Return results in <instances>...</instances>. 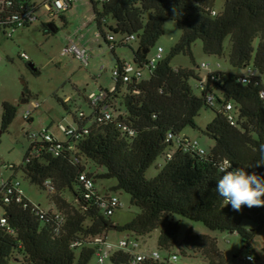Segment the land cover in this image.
<instances>
[{"label": "trees", "instance_id": "trees-1", "mask_svg": "<svg viewBox=\"0 0 264 264\" xmlns=\"http://www.w3.org/2000/svg\"><path fill=\"white\" fill-rule=\"evenodd\" d=\"M7 1L11 6L0 13V35L7 39L12 38L11 21L21 8H34L40 13L46 4L54 2ZM216 1L91 0L98 37L102 36L114 53L119 47L131 48L132 64L142 76L133 75L127 82L113 79L110 88L91 92L103 94L97 101L84 92L78 100L58 98L72 117L74 133L65 134L66 141L30 137L32 144L21 167L8 168L14 174L7 180V187L0 190L1 217L6 220L5 225L0 224V264H90L97 250L96 238H108L116 232L125 234L122 238L139 241V237L156 230H160V250L170 254L161 261L137 264H173L169 257L176 255L171 250L179 243L180 231L176 216L201 223L211 231L236 233L246 245L251 244L256 232L246 229L244 222L262 226L264 207H243L236 212L230 204L224 205L215 189L225 161L233 168H245L249 174L255 171L264 175V166L253 168L264 145V0H226L220 12L215 10ZM71 9L72 5L55 17L48 13L45 18L51 21L49 24L42 23L40 17L21 30L41 23L46 35L55 34L58 28L54 18L65 19ZM169 20L182 30L181 39L150 71L149 54L164 35ZM111 36L114 40L109 39ZM198 41L203 43L206 55L227 58L243 73L221 68L203 82L193 69L174 68L173 59L179 55L192 57V47ZM134 42L139 44L137 49L132 47ZM126 62L118 58L115 69L122 70ZM29 69L39 75L33 64ZM248 69L254 74L243 82ZM192 80H197L194 87ZM23 99H28L27 93ZM80 100L88 104L89 111ZM228 105L232 111L227 110ZM204 109L213 110L215 117L203 130L197 118ZM17 113L15 104L3 103L2 133L8 131ZM106 113L111 116L109 120ZM230 114L234 124L228 119ZM31 115L25 120H32ZM187 128L211 138L215 144L210 151L201 146L205 151L201 154L191 148L193 139L182 135ZM160 157H164L165 165L155 178L147 179L148 170ZM18 170L31 184L51 195L56 210L37 207L26 197L17 202L8 195L9 187L19 182ZM82 175L93 180L92 193L86 190ZM99 180L115 184L100 192ZM47 182H51L54 193L47 190ZM67 193L72 201L66 198ZM120 193L129 195L131 205L141 210L125 224L111 219L122 205L113 215L102 207L103 201L112 198L121 202ZM182 245L187 250H181L184 256L190 251L191 257L208 264H227L217 240L209 236H196L190 231ZM108 260L134 264V256L126 251L115 252Z\"/></svg>", "mask_w": 264, "mask_h": 264}, {"label": "rangeland", "instance_id": "rangeland-1", "mask_svg": "<svg viewBox=\"0 0 264 264\" xmlns=\"http://www.w3.org/2000/svg\"><path fill=\"white\" fill-rule=\"evenodd\" d=\"M98 2L99 0H94ZM226 0H217L215 10L220 12ZM93 16L91 0H75L73 8L65 15V19L56 17L53 23L58 28V32L46 35L41 23L13 32V37L7 39L0 35V176L10 179L14 171L8 168L16 166L18 169L24 162L25 156L31 146L30 137L39 135L42 131L48 130L50 134L59 141H66L65 133L61 131V126H70L72 117L58 98L65 99L72 97L78 100L80 92L87 95L91 92H98L101 87L110 88L114 85L113 70L118 64V58L122 61L133 62V52L129 47H119L114 53L104 38H99L96 43L98 30L95 23L91 22L89 27H84L90 22ZM42 23L49 24L48 18H42ZM84 28L81 34L86 35L83 46L91 51V58L88 65H83L74 56H62V51L68 43V37L77 36L78 29ZM164 35L159 39L157 46L150 52L152 58L158 47L164 49L163 56L170 53L181 39L182 30L175 21L169 20L164 27ZM77 38V37H76ZM77 42V41H76ZM229 41L226 42L228 46ZM138 42L132 43L134 49L138 48ZM26 53L30 60H23L21 54ZM192 57L179 55L172 61L174 68L184 67L196 71L205 78L215 70V63L219 62L222 69L227 72L242 74L243 71L233 68L229 60L218 59L208 56L203 51V43L196 42L192 47ZM210 63V68H202V64ZM33 64L39 71V75H34L29 65ZM197 80H192L194 87ZM28 94V99H23V94ZM15 104L18 113L15 121L8 131L2 133L1 118L3 113V103ZM33 103H38L39 108L35 109ZM84 110L89 111L88 104L84 100L79 101ZM74 110V109H73ZM31 112L32 120L24 119V114ZM215 113L211 109H204L197 118V125L200 129L214 120ZM193 140H198L200 145L208 152L214 146V141L205 136L199 130L187 128L182 133ZM165 165L164 157H160L157 162L148 170L147 179H153L161 168ZM16 180L21 183V188L25 197L35 206L44 210H56L51 195L40 187L31 184L25 179L21 170L16 174ZM115 181L99 180L98 190L104 192L110 184ZM122 202V209L117 211L111 218L119 224H125L140 214L141 210L133 207L130 203V196L125 193L118 194ZM66 198L72 201L73 197L69 193ZM3 210L0 208V217ZM180 223L178 234V244L171 250L172 254L178 256L175 264H191L192 262L205 263L202 258L191 257L192 253L184 256L181 250H186L182 245L187 233L192 231L196 236H205L217 240L219 250L225 257L227 264H264V224L259 226L255 222L245 221L244 227L248 230H255V236L250 245H246L243 239L236 233L211 231L203 224L193 222L186 218L176 216ZM160 230H156L149 235L139 237L143 252L150 253L158 251L162 257H166L170 252L160 250L158 240ZM125 237V234L112 232L109 235L110 241ZM187 251V250H186ZM247 256L256 259V263H249L245 260ZM90 264H99L96 256ZM104 264H114L107 260Z\"/></svg>", "mask_w": 264, "mask_h": 264}, {"label": "built area", "instance_id": "built-area-1", "mask_svg": "<svg viewBox=\"0 0 264 264\" xmlns=\"http://www.w3.org/2000/svg\"><path fill=\"white\" fill-rule=\"evenodd\" d=\"M75 0H54L52 5L46 4L45 5V10L41 11L40 13H35L34 8H21V13L13 17L12 19V28L9 31V37H13V32L17 30H21L24 28V26L27 25H33L34 23L37 22V20L41 18H45L48 13H50L51 16H54L62 11H66L70 5H72L73 8V3ZM100 1H105V0H100ZM11 3L7 0H0V13L3 11L4 8L10 7ZM214 15L216 14L215 12L213 13ZM98 36V35H97ZM99 38V37H98ZM110 40H114V38L111 36L109 37ZM164 54V49L162 47H159L157 49L156 54L152 57L149 69L150 71L155 68V65L158 60L162 59ZM62 56H74L77 60H79L83 65H88L90 58H91V51L89 48L82 46L78 44L74 39H69L66 47L62 51ZM21 58L24 60H30L29 56L26 53L21 54ZM212 65L210 63L208 64H202V68H210ZM222 68L220 63H215V70H220ZM213 71V72H214ZM211 72V73H213ZM253 71L248 69L246 76L242 79L243 82L246 81V79L250 76L253 75ZM133 75L136 76H142V74L137 71L134 68V65L130 62H126L123 65V69H114L113 70V79L118 80L121 79L124 82L129 81V78ZM203 82L206 80L205 78H201ZM103 96L102 93H91L90 98L93 99L94 101H97L100 96ZM209 101H213L212 98L210 97ZM33 106L35 109L39 108L38 103H33ZM228 111H232V106L228 105L227 106ZM30 116V112H27L24 114V119H27ZM111 118L110 114L106 113V119L109 120ZM228 119L231 121L232 124H234V117L233 115H229ZM61 131L64 132L65 134L71 136L74 133V128L71 126H61ZM42 138H44L46 141H52L54 137L50 134L48 130L42 131L39 134ZM38 135H34L31 138H35ZM190 147L199 150L201 154H204V149L201 147L199 142L197 140H192L190 141ZM186 150V149H185ZM225 163V162H224ZM223 163V165H224ZM228 164H230L228 162ZM222 165V166H223ZM221 166V167H222ZM81 181L84 183L86 190L89 193H92L94 190V182L91 179H88L85 175L81 176ZM47 190L50 193H54V187L52 186L51 182H47L45 184ZM4 187H7V180L4 179L2 176H0V190ZM8 195L15 197L17 202H22L23 198L25 197L24 192L21 188V183L20 182H15L13 185H11L8 189ZM88 198H90V195H87ZM5 201L8 202L9 198L7 195H5ZM122 204L118 198H112L111 200H105L102 203V207L108 215H113L114 211L116 208L120 207ZM0 224L5 225L6 220L2 217H0ZM97 244V250L95 253V256L98 260L99 264H104L115 252L118 251H126L131 253L134 256L133 263H144L146 261H161L163 260V257L160 255L159 252H151V253H144L141 250V244L138 240L136 239H127V238H120L116 242L109 241L108 238L105 237H98L95 240ZM249 256L245 258V260L249 263H256V259L253 257V259H248ZM252 257V256H251ZM178 260V256L173 255L169 257V261L173 264H175Z\"/></svg>", "mask_w": 264, "mask_h": 264}, {"label": "clouds", "instance_id": "clouds-1", "mask_svg": "<svg viewBox=\"0 0 264 264\" xmlns=\"http://www.w3.org/2000/svg\"><path fill=\"white\" fill-rule=\"evenodd\" d=\"M260 152V159L253 168L264 166V145H261ZM220 171L223 175L215 190L223 198L225 206L230 204L236 212H240L243 207H264V175L255 171L249 174L243 167L233 168L227 161ZM248 259L253 257L249 256Z\"/></svg>", "mask_w": 264, "mask_h": 264}, {"label": "crops", "instance_id": "crops-1", "mask_svg": "<svg viewBox=\"0 0 264 264\" xmlns=\"http://www.w3.org/2000/svg\"><path fill=\"white\" fill-rule=\"evenodd\" d=\"M92 22V18L90 19V22L88 23V24H85L84 25V27H89L90 26V23ZM84 28L82 27V28H80V29H78V34H77V36H71V35H69V37H68V40L71 38V39H74L75 41H77V43L78 44H80V45H82L83 46V44H82V42H83V40L86 38V35H84V34H81L80 35V33H81V31L83 30ZM77 37V38H76ZM96 43H99V38H98V36L96 35V41H95ZM86 47V46H85ZM101 89V88H100ZM99 89V90H100ZM205 236H208V235H205ZM108 238H109V236H108ZM118 239H120V238H117L115 241H117ZM142 250V249H141ZM156 251V250H155ZM203 262H205V263H198V262H192L191 264H208L207 263V261L206 260H204ZM189 264V263H188Z\"/></svg>", "mask_w": 264, "mask_h": 264}, {"label": "water", "instance_id": "water-1", "mask_svg": "<svg viewBox=\"0 0 264 264\" xmlns=\"http://www.w3.org/2000/svg\"><path fill=\"white\" fill-rule=\"evenodd\" d=\"M52 31H53V32H56V30H54V29H52ZM34 70H36V69H34Z\"/></svg>", "mask_w": 264, "mask_h": 264}, {"label": "flooded vegetation", "instance_id": "flooded-vegetation-1", "mask_svg": "<svg viewBox=\"0 0 264 264\" xmlns=\"http://www.w3.org/2000/svg\"><path fill=\"white\" fill-rule=\"evenodd\" d=\"M33 74H36V72H34V71H31Z\"/></svg>", "mask_w": 264, "mask_h": 264}]
</instances>
